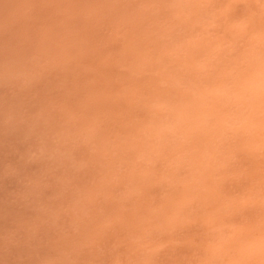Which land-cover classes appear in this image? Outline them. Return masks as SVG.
Segmentation results:
<instances>
[{"label": "clouds", "instance_id": "clouds-1", "mask_svg": "<svg viewBox=\"0 0 264 264\" xmlns=\"http://www.w3.org/2000/svg\"><path fill=\"white\" fill-rule=\"evenodd\" d=\"M0 264H264V0H0Z\"/></svg>", "mask_w": 264, "mask_h": 264}]
</instances>
